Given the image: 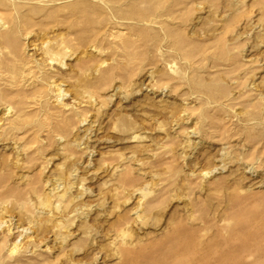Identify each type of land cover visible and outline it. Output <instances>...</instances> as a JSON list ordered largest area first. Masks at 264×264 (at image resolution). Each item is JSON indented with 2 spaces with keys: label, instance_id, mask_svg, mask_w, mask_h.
<instances>
[{
  "label": "rangeland",
  "instance_id": "1",
  "mask_svg": "<svg viewBox=\"0 0 264 264\" xmlns=\"http://www.w3.org/2000/svg\"><path fill=\"white\" fill-rule=\"evenodd\" d=\"M0 264H264V0H0Z\"/></svg>",
  "mask_w": 264,
  "mask_h": 264
},
{
  "label": "bare ground",
  "instance_id": "2",
  "mask_svg": "<svg viewBox=\"0 0 264 264\" xmlns=\"http://www.w3.org/2000/svg\"><path fill=\"white\" fill-rule=\"evenodd\" d=\"M49 63H52V61L50 60V62ZM56 90L58 91V94H60L61 93V89H60V87L57 85V87H56Z\"/></svg>",
  "mask_w": 264,
  "mask_h": 264
}]
</instances>
